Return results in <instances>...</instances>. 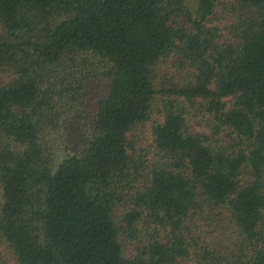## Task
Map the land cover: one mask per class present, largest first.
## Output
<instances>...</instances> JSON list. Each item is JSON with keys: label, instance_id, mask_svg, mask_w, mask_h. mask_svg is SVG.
<instances>
[{"label": "trees", "instance_id": "16d2710c", "mask_svg": "<svg viewBox=\"0 0 264 264\" xmlns=\"http://www.w3.org/2000/svg\"><path fill=\"white\" fill-rule=\"evenodd\" d=\"M217 4L0 0V264H264V0H233L228 42Z\"/></svg>", "mask_w": 264, "mask_h": 264}, {"label": "rangeland", "instance_id": "374dc122", "mask_svg": "<svg viewBox=\"0 0 264 264\" xmlns=\"http://www.w3.org/2000/svg\"><path fill=\"white\" fill-rule=\"evenodd\" d=\"M218 4L215 8L213 15L210 17L209 24L214 27H218L223 30V38L221 42H228L231 40V35L227 31V27H229L235 21V15L230 11V4L233 0H217ZM160 85L161 84H181L185 80V73L179 72L176 68L172 67L171 61L164 63L160 68ZM191 115L189 116V124L193 128L195 132L204 134L209 133V125L208 120H210L209 115H207L203 110H201L200 106L192 107L190 109ZM159 114L156 113L148 125L144 127H140L136 129V131L130 134V139L134 143L138 155V159L141 161H146V157L148 156L147 166H149L154 159L153 153V138H152V126L153 123L159 119ZM70 119V118H69ZM76 131L73 129V123H70L68 129H64L58 134H51L48 138V144L52 148L54 152V158L56 162H60L65 159L68 155L74 153L79 146V142L77 138L78 136ZM222 137L226 138V134H222ZM220 219V218H217ZM216 224V223H215ZM217 225V224H216ZM216 225H210L212 231L217 229ZM219 226V225H217ZM217 230L218 235L221 231ZM215 244L219 245L222 242V239L212 240ZM0 249L2 252L7 253L6 247L0 245ZM127 255L132 256L135 255L136 249L133 243L126 244ZM10 264H17L14 261H10Z\"/></svg>", "mask_w": 264, "mask_h": 264}]
</instances>
